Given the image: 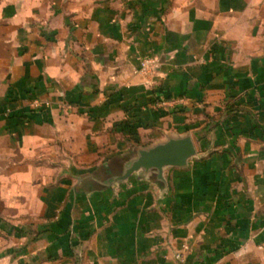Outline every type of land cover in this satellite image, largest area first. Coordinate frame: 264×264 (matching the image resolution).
Instances as JSON below:
<instances>
[{"label": "crops", "instance_id": "crops-1", "mask_svg": "<svg viewBox=\"0 0 264 264\" xmlns=\"http://www.w3.org/2000/svg\"><path fill=\"white\" fill-rule=\"evenodd\" d=\"M178 252L264 264V0H0V264Z\"/></svg>", "mask_w": 264, "mask_h": 264}, {"label": "water", "instance_id": "water-1", "mask_svg": "<svg viewBox=\"0 0 264 264\" xmlns=\"http://www.w3.org/2000/svg\"><path fill=\"white\" fill-rule=\"evenodd\" d=\"M197 156L194 144L191 139L171 140L166 145L158 146L153 150L140 153V158L134 160L127 168L126 174L117 182L128 179L133 173L139 170L148 172L152 170L159 177L162 176L163 169L166 167H182L188 161Z\"/></svg>", "mask_w": 264, "mask_h": 264}, {"label": "built area", "instance_id": "built-area-1", "mask_svg": "<svg viewBox=\"0 0 264 264\" xmlns=\"http://www.w3.org/2000/svg\"><path fill=\"white\" fill-rule=\"evenodd\" d=\"M156 69V62L151 59H144L141 61V68H140V73L146 77L151 76L154 74V71ZM180 100L178 99H171L167 101H159L153 104L155 108H160V107H170V108H176L178 102ZM176 260L177 264H184L185 261V254L184 252H178L176 254Z\"/></svg>", "mask_w": 264, "mask_h": 264}]
</instances>
